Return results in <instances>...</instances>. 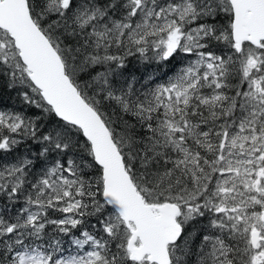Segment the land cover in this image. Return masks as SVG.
Wrapping results in <instances>:
<instances>
[{
  "label": "snow or ice",
  "instance_id": "6c2138e0",
  "mask_svg": "<svg viewBox=\"0 0 264 264\" xmlns=\"http://www.w3.org/2000/svg\"><path fill=\"white\" fill-rule=\"evenodd\" d=\"M0 264H264V0H0Z\"/></svg>",
  "mask_w": 264,
  "mask_h": 264
}]
</instances>
